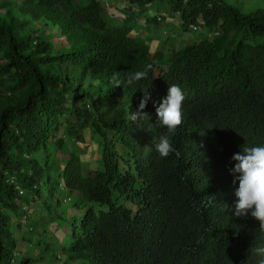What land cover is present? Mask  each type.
<instances>
[{
    "label": "trees",
    "instance_id": "1",
    "mask_svg": "<svg viewBox=\"0 0 264 264\" xmlns=\"http://www.w3.org/2000/svg\"><path fill=\"white\" fill-rule=\"evenodd\" d=\"M121 1L112 14L101 0L0 4V264H256L264 234L249 217L222 216L228 172L207 149L189 152L185 124L149 132L131 117L148 95L143 112L155 120V72L177 81L195 64L219 86L205 113L264 116V6ZM177 14L183 33L201 31L179 50L167 26ZM40 20L43 30H24ZM137 72L147 75L129 85ZM161 135L175 149L167 158L154 148ZM88 136L97 162L76 150ZM219 143L223 155L238 148L225 134Z\"/></svg>",
    "mask_w": 264,
    "mask_h": 264
},
{
    "label": "clouds",
    "instance_id": "2",
    "mask_svg": "<svg viewBox=\"0 0 264 264\" xmlns=\"http://www.w3.org/2000/svg\"><path fill=\"white\" fill-rule=\"evenodd\" d=\"M197 65L182 66L183 73L173 72L180 74L176 76L177 81L164 78L167 70L165 68L160 69V73L155 72L154 76L160 81L153 89L152 106L155 109V120L143 112L149 99L148 95L140 99L137 112L131 119L140 117L149 132L160 128L171 134L184 124L188 126L190 137L184 145L189 148V152L197 153L201 149H207L208 158L214 161L212 167L216 171L223 169L228 172L229 183L226 187L227 196L222 199V216L249 217L264 234V116L248 115L244 108L239 107L235 108L238 118L230 107L229 119L223 121L217 120L212 111L205 113L210 97L215 93L212 89L219 86L210 84L206 79L208 74H195ZM146 75V72H137L127 83L131 85ZM122 83L118 81L117 85ZM249 99L256 103L254 93ZM185 107L189 109L184 114ZM248 110L246 111L249 112ZM195 112L197 113L193 114ZM224 134L238 147L228 155L221 153L219 145ZM154 148L160 158H167L175 151L168 135L159 136ZM253 253L257 257L256 264H264V235L262 244L254 248Z\"/></svg>",
    "mask_w": 264,
    "mask_h": 264
},
{
    "label": "rangeland",
    "instance_id": "3",
    "mask_svg": "<svg viewBox=\"0 0 264 264\" xmlns=\"http://www.w3.org/2000/svg\"><path fill=\"white\" fill-rule=\"evenodd\" d=\"M14 0H0V4H4V3H11L13 2ZM229 3H232V4H235L236 3H243L244 5H248V6H253L254 5V2L252 0H227ZM102 4L105 6V8L107 9L108 8V11L110 14L113 13L114 10L117 9L120 10L122 9L123 7V4H122V1L121 0H101ZM255 3L257 5H261V6H264V0H255ZM148 10H150V7L148 8ZM154 13L156 14H162L164 13V9L163 7H158V9H154L153 10ZM165 14V13H164ZM178 14L176 16L174 15H171V17H169L168 19V23H167V26L169 28H176V30L172 29L171 32L172 34H169V35H173L175 36L173 39H171V42L169 43V46L171 47V49H174L175 46L177 47V49H183V47H190L192 45H195L196 43L194 42L195 38L200 34L201 31H199L197 28H193L192 32L190 34H186V33H183L182 30H181V27H180V24L178 23L179 21L177 20L178 18ZM140 23L139 25L141 26H145V18L144 17H141L140 19ZM115 21H118V22H121L122 21V17L118 16L117 18H115ZM44 21L43 20H40L39 22H30L28 23V25H26L25 29L24 30H28L29 28H34V29H37V30H43V25H44ZM143 25H142V24ZM52 29V28H51ZM47 30L45 34H48L49 32H53L54 30ZM142 30L144 31H148V27H141ZM164 28L162 27L161 30H163ZM175 31V32H173ZM167 32V31H166ZM24 34V33H23ZM191 35H193L191 37ZM54 43L56 44V46L59 48V47H67L66 46V43L64 42V40L62 39H54ZM2 57H3V53H0V66L3 64V60H2ZM9 95L6 94V93H2L0 94V106L3 105L4 101L6 100V98L8 97ZM79 148H76V150H78L77 152H79V150L81 151V159L82 161L84 162H97V160L99 159L98 157V154H97V151H95V144H94V140L91 138V137H87V140H86V144L84 145H80L78 146ZM67 148L69 149H72V151L74 150L72 148V146L68 145ZM75 151V150H74ZM76 152V151H75ZM65 156V155H64ZM13 224V222H12ZM16 236H18L19 234L14 231ZM19 237V236H18ZM61 237V236H60ZM28 246H24V244H21L19 242V246L17 248L18 251L20 250H26Z\"/></svg>",
    "mask_w": 264,
    "mask_h": 264
}]
</instances>
